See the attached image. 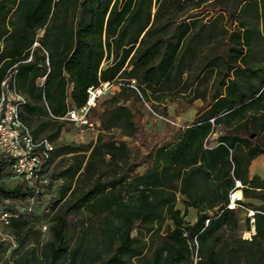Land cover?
<instances>
[{"label":"trees","instance_id":"obj_1","mask_svg":"<svg viewBox=\"0 0 264 264\" xmlns=\"http://www.w3.org/2000/svg\"><path fill=\"white\" fill-rule=\"evenodd\" d=\"M6 79L25 98L22 122L54 147L34 182L0 153V218L20 247L37 233L33 206L51 185L42 177L56 157L74 155L52 176L60 200L49 207L50 239L39 253L11 252L12 264H264V177L250 175L264 157V0H0V95ZM106 83L118 87L91 109L96 143L58 149L75 126L62 119ZM167 100L203 105L191 121L148 132L146 105L167 116ZM9 174L20 179L13 187L2 182ZM236 190L242 200L230 209ZM240 209L255 229L248 240L225 235ZM164 220L174 228L142 237Z\"/></svg>","mask_w":264,"mask_h":264},{"label":"rangeland","instance_id":"obj_2","mask_svg":"<svg viewBox=\"0 0 264 264\" xmlns=\"http://www.w3.org/2000/svg\"><path fill=\"white\" fill-rule=\"evenodd\" d=\"M208 20L209 18H203ZM207 22V21H206ZM200 60V57L197 60H193L192 67L190 70H194L196 64ZM189 71L188 75L191 74ZM116 90L112 88L106 95L100 99V103H105L113 92ZM110 93V94H109ZM178 93L175 92L172 96H176ZM186 96L187 99L190 98L188 93L183 94ZM154 101V100H153ZM154 103H157L154 101ZM168 108V115L167 116H159L156 114L149 105H146L145 109V118L144 123L146 130L148 132H155V131H163L164 122H169L172 124L182 125L185 121H191L199 108L202 106V101H197L187 108L184 105H177V103L167 100L166 103H163ZM99 107L94 111L92 119H97L99 114ZM99 129L95 127V129L90 130L83 127H76L73 125H67L65 129L62 131L59 139L56 142V147L61 148L63 146H83L88 147L96 143L98 138ZM113 133H117V131H112ZM217 135L213 136L212 141H215ZM90 153L87 155L89 156ZM74 157L73 154L67 155H60L56 157L46 175L42 177V180L48 179L49 183L51 184L49 187L41 188V195H40V204H36L33 206L32 215V223H34L36 234L23 246L20 247L18 244V236L8 227L7 221L3 219V215L0 218V264H12L10 260L11 252H17V255L23 253L31 247H36L38 249V253L41 252L43 245L50 239L49 234V221L51 219L52 211L50 210V205L60 200V187L59 183L52 179V176L57 171L63 169L67 164L72 161ZM64 162V163H63ZM264 172V157H261L255 160L251 167H250V175L252 174H263ZM53 180V181H52ZM20 181L19 178L14 177L12 175H6L2 182L8 186L13 187ZM240 193V191H239ZM240 195V194H239ZM185 197L177 194V203L176 208L180 209L182 212L185 211ZM14 203L18 208H22L25 205L21 203V201L14 199ZM254 203L259 204L260 201L255 200ZM247 217V214L244 210L240 209ZM196 213L194 210L189 209L186 215V220L193 222L195 220ZM100 220L99 216L93 217V223H98ZM174 225L169 220H164L160 225H158L157 229L155 230L153 235H148L145 231H143V238L148 241L152 239L155 235V238H159L160 236H164L169 230H172ZM159 231V232H158ZM227 237H241L243 239H250L253 236V230H248L246 226V221H243L242 224L238 226V229L234 232H225ZM133 236H139V232L134 231ZM5 248V250H3ZM150 253L148 252L147 255Z\"/></svg>","mask_w":264,"mask_h":264},{"label":"built area","instance_id":"obj_3","mask_svg":"<svg viewBox=\"0 0 264 264\" xmlns=\"http://www.w3.org/2000/svg\"><path fill=\"white\" fill-rule=\"evenodd\" d=\"M2 87L3 91L0 95V153L13 160L12 170L15 176L34 182L39 177V173L43 170L54 147L47 140H35L29 128L20 119V109L25 104V98L17 91L15 82L9 85L8 79H6L2 82ZM115 87L118 86L106 83L98 88H90L86 106L80 110L69 112L67 117L62 120L70 121L76 127L90 130L95 127L100 129V123H95L89 118L91 109L96 106L98 99ZM131 87L135 88V82L131 83ZM235 188H242L240 181H236ZM239 191L231 193L230 209H236L237 201L242 200V195H238ZM253 215L254 212H249L250 217ZM3 219L7 220V215H4ZM252 223H254V219H252ZM254 234L255 229L253 228Z\"/></svg>","mask_w":264,"mask_h":264},{"label":"crops","instance_id":"obj_4","mask_svg":"<svg viewBox=\"0 0 264 264\" xmlns=\"http://www.w3.org/2000/svg\"><path fill=\"white\" fill-rule=\"evenodd\" d=\"M202 105H203V102H202ZM215 145H216V143H214L212 146H215ZM254 175H259L261 177H264V172H263V174H252V176H254ZM240 194L242 195L241 191H240ZM238 213H239V225H240V224H242L243 221H246V217H245V214L241 210H238Z\"/></svg>","mask_w":264,"mask_h":264},{"label":"bare ground","instance_id":"obj_5","mask_svg":"<svg viewBox=\"0 0 264 264\" xmlns=\"http://www.w3.org/2000/svg\"><path fill=\"white\" fill-rule=\"evenodd\" d=\"M240 193H238V195H239Z\"/></svg>","mask_w":264,"mask_h":264}]
</instances>
